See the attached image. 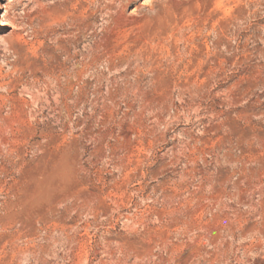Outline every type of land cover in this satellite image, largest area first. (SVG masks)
<instances>
[{"label": "rangeland", "instance_id": "obj_1", "mask_svg": "<svg viewBox=\"0 0 264 264\" xmlns=\"http://www.w3.org/2000/svg\"><path fill=\"white\" fill-rule=\"evenodd\" d=\"M0 264H264V0H6Z\"/></svg>", "mask_w": 264, "mask_h": 264}, {"label": "bare ground", "instance_id": "obj_2", "mask_svg": "<svg viewBox=\"0 0 264 264\" xmlns=\"http://www.w3.org/2000/svg\"><path fill=\"white\" fill-rule=\"evenodd\" d=\"M5 1L6 0H0V17H1V12L2 11L4 12L6 9Z\"/></svg>", "mask_w": 264, "mask_h": 264}]
</instances>
